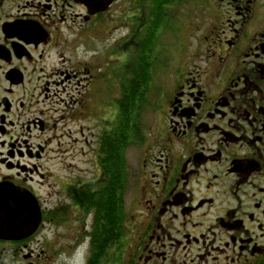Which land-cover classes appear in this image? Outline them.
Here are the masks:
<instances>
[{
    "label": "flooded vegetation",
    "instance_id": "1",
    "mask_svg": "<svg viewBox=\"0 0 264 264\" xmlns=\"http://www.w3.org/2000/svg\"><path fill=\"white\" fill-rule=\"evenodd\" d=\"M106 1L0 0V195L42 215L34 235L0 238V264H53L54 243L35 241L50 222L90 254L104 193L124 212L126 264H264V0ZM130 76L149 134L129 125ZM93 108L106 124L86 135ZM72 124L92 171L59 181L49 207L45 160L74 155Z\"/></svg>",
    "mask_w": 264,
    "mask_h": 264
},
{
    "label": "rangeland",
    "instance_id": "2",
    "mask_svg": "<svg viewBox=\"0 0 264 264\" xmlns=\"http://www.w3.org/2000/svg\"><path fill=\"white\" fill-rule=\"evenodd\" d=\"M95 44L92 43L91 46L95 47ZM87 49L88 48L83 47L79 48L81 52H85ZM78 57L81 60L84 59L82 55ZM101 57L103 56L98 54L94 55L93 51L90 52V50H88V56L85 58V60L90 62L91 65L95 66L96 70H99L101 68L99 58ZM97 95H100V92H98ZM105 114L106 113L98 110L97 108H93L92 114L90 112L88 116H86L85 119L81 121V124L84 125L86 135H89L93 132L98 133L101 130V127L106 124L105 119L107 118V116ZM128 116H131L129 125L134 129L140 126L141 123H143L144 135L149 134V130L154 126V119L150 109L145 108L144 111L143 107H132L128 110ZM136 124L138 126H136ZM69 128L74 132V138L78 139V144L72 146L71 142H73V140H64V142L66 143L64 148L71 149L73 147L74 155L68 153L64 157L59 158L54 154H49L47 159L45 160V166L49 168L54 177L46 181V184H50L49 188L42 189L45 200L47 201V206L49 207L50 205H54L57 199L62 198V194L59 190L61 187L59 181L76 178V175L80 176L84 174H80L81 171H92L91 155H89L91 147H85L84 139H81L79 135L75 134V132L79 130L78 126L72 124L71 126H69ZM132 132L129 136L130 140L128 147V162L130 164L135 163L138 157V147L136 145H133L131 140L134 136ZM81 149H83L82 152ZM46 196H48L49 199H47ZM58 227L59 226L55 227V225L51 222L49 224H45L40 229V233L36 235L35 241L40 243V241L44 237H46L49 242L54 243L53 250L49 251L51 252L50 257L53 259V264H87L86 258L89 254V250H87L85 246L82 245L78 248V250H68L59 245V243L62 242H60L58 236L55 235L57 232H59ZM129 244H131V241H129ZM38 247L41 248V245H39ZM129 249V247H125L122 249H120L119 247L117 249L118 251L116 252L110 250L112 264H126L127 259L129 260L130 258Z\"/></svg>",
    "mask_w": 264,
    "mask_h": 264
},
{
    "label": "trees",
    "instance_id": "3",
    "mask_svg": "<svg viewBox=\"0 0 264 264\" xmlns=\"http://www.w3.org/2000/svg\"><path fill=\"white\" fill-rule=\"evenodd\" d=\"M134 73L136 76L138 73L136 69L134 70ZM134 78L133 76H130L129 80V92L127 98L129 109L132 107H139L140 105H143V109H145L147 107V90H144L142 98V96L138 93L140 85L137 82H133ZM146 86L147 85H145V88ZM130 117L131 116H129V118ZM136 126L138 125L136 124ZM135 130L136 128L134 129V131ZM106 147L108 148V150H110L111 148L112 151L114 144L112 145L111 143V146L106 145ZM114 181L115 177L112 176V187L109 190H111L113 193L115 184ZM101 197L102 198L96 200L97 209L95 216V227L92 237V246L90 249L88 264H112L110 250L114 252L118 251V245L120 244V241L125 234V229L123 226L124 212L122 211V207L119 205V203H117L115 195L111 196L110 201H108L107 194L105 196V193Z\"/></svg>",
    "mask_w": 264,
    "mask_h": 264
},
{
    "label": "water",
    "instance_id": "4",
    "mask_svg": "<svg viewBox=\"0 0 264 264\" xmlns=\"http://www.w3.org/2000/svg\"><path fill=\"white\" fill-rule=\"evenodd\" d=\"M80 1L90 9L93 6V0ZM112 1L107 0L105 4L109 5ZM41 224L42 215L40 206L34 197L27 196L19 201L16 198L0 195V238H25L35 234Z\"/></svg>",
    "mask_w": 264,
    "mask_h": 264
}]
</instances>
